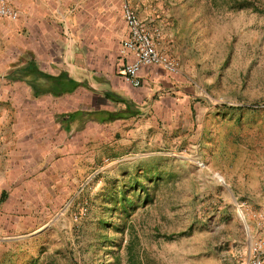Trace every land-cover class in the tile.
Listing matches in <instances>:
<instances>
[{"label":"rangeland","instance_id":"obj_1","mask_svg":"<svg viewBox=\"0 0 264 264\" xmlns=\"http://www.w3.org/2000/svg\"><path fill=\"white\" fill-rule=\"evenodd\" d=\"M154 4L189 109L60 194L29 182L37 227L0 234V264H247L264 244V0Z\"/></svg>","mask_w":264,"mask_h":264},{"label":"crops","instance_id":"obj_2","mask_svg":"<svg viewBox=\"0 0 264 264\" xmlns=\"http://www.w3.org/2000/svg\"><path fill=\"white\" fill-rule=\"evenodd\" d=\"M8 2L19 16L0 19V234L16 227L21 237V227H37L42 205L30 201L29 182L45 196L46 182L57 181L60 194L61 180L163 136L189 109L191 87L181 69L160 66H145L140 86L123 79L121 0ZM132 4L153 32L158 2Z\"/></svg>","mask_w":264,"mask_h":264},{"label":"built area","instance_id":"obj_3","mask_svg":"<svg viewBox=\"0 0 264 264\" xmlns=\"http://www.w3.org/2000/svg\"><path fill=\"white\" fill-rule=\"evenodd\" d=\"M121 6L129 30V35L123 40L119 50L125 59L121 69L123 79L134 86H140V76L145 66H160L169 73H178L176 59L157 46L156 39L161 36V32L156 29L153 33L148 29L131 0H121ZM18 16L19 11L8 0H0V19L16 20ZM263 255L264 244H254L247 264H264Z\"/></svg>","mask_w":264,"mask_h":264},{"label":"bare ground","instance_id":"obj_4","mask_svg":"<svg viewBox=\"0 0 264 264\" xmlns=\"http://www.w3.org/2000/svg\"><path fill=\"white\" fill-rule=\"evenodd\" d=\"M239 217H240V219H241V221L243 223L244 228L248 231L249 230V225L247 224L246 219H245V216L242 213V211H239Z\"/></svg>","mask_w":264,"mask_h":264},{"label":"trees","instance_id":"obj_5","mask_svg":"<svg viewBox=\"0 0 264 264\" xmlns=\"http://www.w3.org/2000/svg\"><path fill=\"white\" fill-rule=\"evenodd\" d=\"M125 193V192H124Z\"/></svg>","mask_w":264,"mask_h":264}]
</instances>
